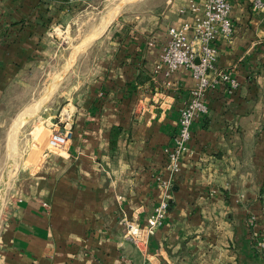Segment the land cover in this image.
<instances>
[{
  "label": "crops",
  "instance_id": "0c3cea01",
  "mask_svg": "<svg viewBox=\"0 0 264 264\" xmlns=\"http://www.w3.org/2000/svg\"><path fill=\"white\" fill-rule=\"evenodd\" d=\"M188 1L138 0L109 17L108 0H0V114L14 83L55 76L68 34L83 44L68 73L86 66L67 76L70 143L20 165L1 219L0 264H264V8L230 0L234 32L214 42L215 64L239 85L207 92L173 173L168 150L197 79L156 65L169 28L192 21L181 13ZM54 115L43 114L51 130ZM165 178L169 211L148 230ZM130 225L146 244L126 235Z\"/></svg>",
  "mask_w": 264,
  "mask_h": 264
},
{
  "label": "built area",
  "instance_id": "2783aa9c",
  "mask_svg": "<svg viewBox=\"0 0 264 264\" xmlns=\"http://www.w3.org/2000/svg\"><path fill=\"white\" fill-rule=\"evenodd\" d=\"M253 2L258 8H264V0ZM231 9L230 0H189L188 7L182 8L181 13L190 11L192 21L173 25L168 30L169 41L162 49L156 69L164 68L166 74L170 75L181 68H188L197 79L188 100L181 107L174 145L168 150L167 167L173 173L179 171L182 155L189 150L193 121L200 113L208 110L207 92L220 82H228L232 88L239 85L236 77L225 70H219L215 64L218 49L214 42L220 37L229 39L234 32ZM60 121L63 125H55L49 135L48 142L52 149L66 147L73 137L72 113L69 108L62 111ZM161 182L164 187L163 196L148 218V230H153L163 222L171 204L173 182L166 178ZM133 228L130 225L126 235L133 236L138 244L144 242L145 239L138 237V233L132 232ZM260 245L264 248V237ZM143 264L151 262L146 260Z\"/></svg>",
  "mask_w": 264,
  "mask_h": 264
},
{
  "label": "rangeland",
  "instance_id": "374dc122",
  "mask_svg": "<svg viewBox=\"0 0 264 264\" xmlns=\"http://www.w3.org/2000/svg\"><path fill=\"white\" fill-rule=\"evenodd\" d=\"M136 1L138 0H108V16L110 17L111 12L119 8L120 5L123 4V7L127 3ZM55 35L61 36L62 32L56 30ZM80 44L78 34H68L63 44L60 45L61 51L55 55V76H25L28 81L14 83L10 88L4 111L0 114V196L5 195L0 212V228L7 200L11 195L20 165L24 162L26 155L29 153L30 157L35 159L46 146L51 148L48 139L52 130L49 126V128L46 127L43 114H48L51 111L55 114L53 121L61 125L59 123L61 113L65 108H69L66 99L70 82L67 80V76L76 77L78 74L82 76V73L79 72H84L86 67L81 64L76 73H68L72 67V64L68 65L71 59L69 57L72 56L71 53L76 52L78 57L83 51L82 44ZM40 102L41 107H38L39 109L35 111V114L32 115L31 113L32 116L29 117L31 119H28V123L23 127L19 125L14 127L13 123L18 112L25 109L27 111L24 114L31 112L30 109L33 110L32 104H39ZM53 149L58 151L63 148ZM5 176H8L9 180L5 181Z\"/></svg>",
  "mask_w": 264,
  "mask_h": 264
},
{
  "label": "bare ground",
  "instance_id": "6f19581e",
  "mask_svg": "<svg viewBox=\"0 0 264 264\" xmlns=\"http://www.w3.org/2000/svg\"><path fill=\"white\" fill-rule=\"evenodd\" d=\"M94 35H95V34H94ZM89 39H91V38H89ZM86 43H87V42H86ZM82 45H83V44H82ZM4 180H5V181H6V180H9V179H8V176H5V179H4ZM2 190H3V188H2ZM4 198H5V195H4V194L0 196V212H1V209H2V206H3V203H4V200H5Z\"/></svg>",
  "mask_w": 264,
  "mask_h": 264
}]
</instances>
